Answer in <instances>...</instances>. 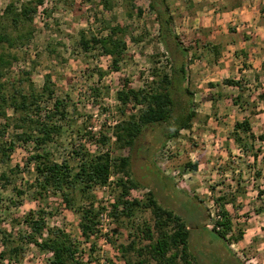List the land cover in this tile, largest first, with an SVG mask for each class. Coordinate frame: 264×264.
<instances>
[{
    "label": "rangeland",
    "instance_id": "374dc122",
    "mask_svg": "<svg viewBox=\"0 0 264 264\" xmlns=\"http://www.w3.org/2000/svg\"><path fill=\"white\" fill-rule=\"evenodd\" d=\"M8 1L0 0V11ZM14 1L19 5L26 0ZM155 1L162 4V11L167 7L180 46L168 40L166 48L161 42L150 7L152 0H135L132 8L114 0L110 11L104 10L99 0H74V4L48 0L46 11L34 18L29 43L11 49L18 59L7 78L17 82L29 72V78L40 88L44 76L50 74L56 94L70 98L65 131L46 148L55 160L66 159L74 166L76 162L68 156L72 141L82 140L94 151L96 144L86 131L98 137L102 129L111 135L119 115L115 93L125 80L140 88L151 83L155 69L169 73L172 64L184 62L186 79L176 97L187 99L184 89L188 88L196 116L190 129L181 130L176 138L166 139L173 124L163 123L146 128L135 140L130 169L141 187L131 196L142 197L150 189L162 206L181 215L190 230V249L200 264H264V140L257 138L264 135V101L258 98L264 93V0ZM116 24L126 30L127 41V54L119 70L113 69L110 57L99 49L85 52L79 44L81 31L87 36L106 34V26ZM225 79L238 81L242 87L228 85ZM237 96L241 100L235 104ZM182 108L178 104L176 113ZM244 118L254 138L234 130L235 123ZM12 133L16 131L9 128L7 134ZM109 146L107 143L104 149ZM30 147L20 144L10 162L0 165V173L5 171L10 179L5 188L0 179V227L14 233L24 230L15 219L41 204L29 188L35 177L32 164L27 162ZM14 188L25 192L19 196ZM93 193L97 204L106 208L101 215V233H109L113 239L108 243L101 236L94 255L99 264H108V260L125 264L116 247L126 242L128 230L109 214L117 192L111 185L95 188ZM223 193L236 198V207H227L234 216L233 232H243L238 242L225 243L211 230L218 213L215 199ZM58 211L48 223L81 238L77 214ZM149 217L148 210L136 215L138 220ZM20 246V264H46V254L34 245L20 242ZM3 247L0 244V250Z\"/></svg>",
    "mask_w": 264,
    "mask_h": 264
},
{
    "label": "trees",
    "instance_id": "16d2710c",
    "mask_svg": "<svg viewBox=\"0 0 264 264\" xmlns=\"http://www.w3.org/2000/svg\"><path fill=\"white\" fill-rule=\"evenodd\" d=\"M47 1L26 0L17 5L16 1L9 0L0 11V120H3L0 122V165L10 162L20 144H31L27 162L32 164L35 177L29 188L34 199L41 202L36 209H30L15 219V224L24 226L23 232L14 233L0 227V244L4 246L0 250V264H20L23 251L20 242L34 245L44 252L46 264H99L94 255L99 239L104 236L108 243L113 239L109 233H101V215L106 208L97 204L93 191L111 185L117 193L109 205V214L128 230L126 242H120L116 247L125 264H200L190 249V230L181 215L162 206L150 189L142 197L131 196L133 190L141 187L133 179L130 169V153L135 140L146 128L163 123L173 124L166 139L176 138L181 130L190 129L196 116L188 88L184 89L187 99L176 97L186 79L185 63L172 64L169 73L155 69L151 83L140 88L132 87L125 80L115 93L119 115L111 126V135L102 129L98 137L94 132L86 131L89 140L95 142L96 150L88 149L82 140H75L70 143L68 156L76 165L72 166L66 159L57 161L46 146L63 135L64 126L69 122L70 98L56 94V85L50 74L44 76L40 88L29 78V72H25L17 82L7 78L8 70L18 59L11 49H19L29 43L35 30L34 18L46 11ZM63 1L74 4V0ZM134 1L122 0L130 8ZM99 4L110 11L114 0H99ZM161 5L155 0L150 4L159 26L160 40L166 48L168 40L180 46L173 32L172 17L167 14V7L166 12L162 11ZM105 30H108L106 34L90 33L89 36L81 31L79 44L85 52L99 49L110 57L113 69L119 70V63L127 54L126 30L120 24L107 25ZM261 68L264 70V57ZM224 83L242 87L233 79H225ZM95 92L98 94L96 89ZM258 98L264 101V93H260ZM240 100L237 96L235 104ZM178 104L183 108L176 113ZM9 128L16 133L8 135ZM234 130L247 132L254 138L246 118L235 123ZM257 138L263 141L264 135ZM236 139L239 140L237 134ZM107 143L110 146L104 149ZM125 150L128 151L124 154ZM191 166L196 168L195 164ZM0 179L4 188L10 182L5 171L0 173ZM14 190L19 196L25 192ZM50 198L52 201L48 202ZM215 202L218 213L211 230L225 243L238 242L243 232L241 229L233 232L234 216L227 207H236V198L223 193L216 197ZM58 208L77 214L81 238H74L64 228L48 223V218L59 212ZM147 210L150 212L148 219L136 218L138 213ZM107 263L114 264L111 260Z\"/></svg>",
    "mask_w": 264,
    "mask_h": 264
}]
</instances>
